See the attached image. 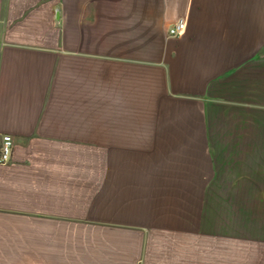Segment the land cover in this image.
<instances>
[{
  "label": "crops",
  "instance_id": "obj_1",
  "mask_svg": "<svg viewBox=\"0 0 264 264\" xmlns=\"http://www.w3.org/2000/svg\"><path fill=\"white\" fill-rule=\"evenodd\" d=\"M4 134L0 264H264V0H0Z\"/></svg>",
  "mask_w": 264,
  "mask_h": 264
},
{
  "label": "built area",
  "instance_id": "obj_2",
  "mask_svg": "<svg viewBox=\"0 0 264 264\" xmlns=\"http://www.w3.org/2000/svg\"><path fill=\"white\" fill-rule=\"evenodd\" d=\"M187 29V19H178L170 28L171 36H180L184 34ZM14 147V138L11 134H4L0 145V164L8 163L12 158V151Z\"/></svg>",
  "mask_w": 264,
  "mask_h": 264
}]
</instances>
